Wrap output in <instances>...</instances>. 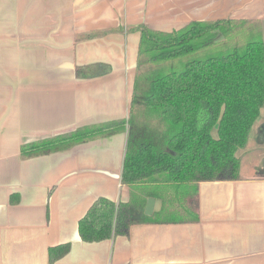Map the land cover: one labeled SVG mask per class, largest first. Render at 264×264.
<instances>
[{
	"label": "crops",
	"instance_id": "1",
	"mask_svg": "<svg viewBox=\"0 0 264 264\" xmlns=\"http://www.w3.org/2000/svg\"><path fill=\"white\" fill-rule=\"evenodd\" d=\"M223 19L258 23L264 40V0H0V264H264V107L242 149L256 158H242L240 179L199 183V221L135 224L98 242L81 238L79 221L99 197L130 200L128 129L64 150L21 151L138 112L141 35L129 27L171 32ZM90 31L105 32L76 41ZM94 63L112 70L77 76V66ZM153 198L154 215L163 202ZM171 210L185 215L178 204ZM65 243L71 250L52 263L50 248Z\"/></svg>",
	"mask_w": 264,
	"mask_h": 264
},
{
	"label": "trees",
	"instance_id": "2",
	"mask_svg": "<svg viewBox=\"0 0 264 264\" xmlns=\"http://www.w3.org/2000/svg\"><path fill=\"white\" fill-rule=\"evenodd\" d=\"M250 24L253 21H193L171 32L147 24L129 27L141 35L132 102L138 114L22 145V155L33 156L128 129L122 182L131 186V198L118 202L97 198L79 221L84 241L125 236L135 224L199 221V183L240 179L241 150L264 107V40L260 26L253 30L247 27ZM117 29L121 27L113 30ZM103 32L78 34L76 41ZM239 35L247 37L246 43L230 44ZM220 37L229 40L221 50ZM207 51L210 54L200 56ZM191 55L195 57L187 59ZM167 63L171 65L164 67ZM111 70L106 63L76 67L80 78ZM149 118L159 124H150ZM149 197L163 202L161 211L152 216L145 213ZM176 204L185 215L171 210ZM70 250V243L51 247V262Z\"/></svg>",
	"mask_w": 264,
	"mask_h": 264
},
{
	"label": "rangeland",
	"instance_id": "3",
	"mask_svg": "<svg viewBox=\"0 0 264 264\" xmlns=\"http://www.w3.org/2000/svg\"><path fill=\"white\" fill-rule=\"evenodd\" d=\"M250 26H252L251 27V29H253V30H259L260 28H259V24L258 23H256V22H253V24H250L249 26H247V27H250ZM258 32V31H257ZM219 42H218V47H219V50H221V49H223L224 48V46L225 45H227L228 43H229V40H225V39H223L222 37H220L219 38V40H218ZM246 41H247V37L246 36H241V35H239V36H237V37H235L232 41H231V43L230 44H233V45H235V44H237V45H243V44H245L246 43ZM228 46V45H227ZM216 49H217V46L215 47ZM214 50V49H213ZM215 51V50H214ZM208 52H210V51H207V52H201L200 53V56H206L207 55V53ZM208 54H210V53H208ZM199 55V54H198ZM193 57H195V55H191V56H189V57H187V59H190V58H193ZM177 64H180V62L179 61H177ZM171 65V63H167V64H165L164 65V67H168V66H170ZM144 69H146V66L145 67H141L140 68V72L142 71V70H144ZM136 115L138 114V112L136 111V113H135ZM139 117H141L140 115H139ZM148 120V122L150 123V124H152V125H158L159 124V122L155 119V118H149V119H147ZM214 134L217 136V132L216 131H214ZM244 153H247V152H244ZM244 155L245 154H242V150H241V156H242V158H244V161H246V162H248V163H251L255 158H256V155H255V153L253 154V152H249V153H247V155H245V157H244Z\"/></svg>",
	"mask_w": 264,
	"mask_h": 264
},
{
	"label": "water",
	"instance_id": "4",
	"mask_svg": "<svg viewBox=\"0 0 264 264\" xmlns=\"http://www.w3.org/2000/svg\"><path fill=\"white\" fill-rule=\"evenodd\" d=\"M156 200L153 197L148 198L145 213L146 215H153Z\"/></svg>",
	"mask_w": 264,
	"mask_h": 264
}]
</instances>
